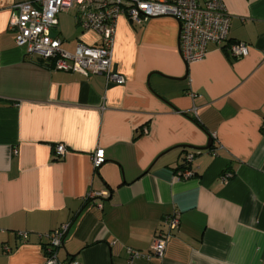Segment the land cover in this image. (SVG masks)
<instances>
[{
	"label": "crops",
	"instance_id": "obj_1",
	"mask_svg": "<svg viewBox=\"0 0 264 264\" xmlns=\"http://www.w3.org/2000/svg\"><path fill=\"white\" fill-rule=\"evenodd\" d=\"M25 1L0 0V264H46L45 236L64 225L59 262L125 264L173 213L164 257L138 264H264V0H222L229 42L249 49L239 59L210 45L187 64L177 20L120 16L112 66L123 85L28 56L9 29ZM56 31L69 52L100 44L74 10ZM210 139L184 178L187 150Z\"/></svg>",
	"mask_w": 264,
	"mask_h": 264
},
{
	"label": "built area",
	"instance_id": "obj_2",
	"mask_svg": "<svg viewBox=\"0 0 264 264\" xmlns=\"http://www.w3.org/2000/svg\"><path fill=\"white\" fill-rule=\"evenodd\" d=\"M74 10L77 25L85 31L100 36V44L88 46L77 44L73 52L62 48L63 40L57 35L58 15ZM127 15L136 26H142L153 18L170 17L180 25V52L187 64L202 61L210 45L226 48L234 59L248 55L246 43H230V16L222 0H29L16 4L9 22L19 48L31 57L48 63L55 71L77 73L83 76L102 75L107 82L123 85L124 76L114 72L112 54L117 22ZM17 153V152H16ZM65 153V146H56L57 158ZM195 157L187 154L186 167ZM106 161L105 151L97 149L93 156V167L98 170ZM184 178L192 177L191 170L183 171ZM106 197L107 193L98 194ZM91 194L87 200L93 198ZM180 227L177 213L166 216L162 227L156 232L148 253L127 249L125 264H138L141 260L162 259L167 245ZM69 225L47 234L48 259L46 264H64L57 258L63 246ZM27 239L28 234H21ZM66 264H78L70 262Z\"/></svg>",
	"mask_w": 264,
	"mask_h": 264
},
{
	"label": "water",
	"instance_id": "obj_3",
	"mask_svg": "<svg viewBox=\"0 0 264 264\" xmlns=\"http://www.w3.org/2000/svg\"><path fill=\"white\" fill-rule=\"evenodd\" d=\"M211 147H212V139L209 140V143L206 147H203V148L189 147V148L196 150V151H205V150H209Z\"/></svg>",
	"mask_w": 264,
	"mask_h": 264
},
{
	"label": "trees",
	"instance_id": "obj_4",
	"mask_svg": "<svg viewBox=\"0 0 264 264\" xmlns=\"http://www.w3.org/2000/svg\"><path fill=\"white\" fill-rule=\"evenodd\" d=\"M40 60V62H42V63H45L43 60H41V59H39ZM188 152H191V153H194L195 155H197L198 153H201V151H197V152H195V151H192V150H187ZM184 169L186 170V169H189V167H186V164L184 165ZM47 247H48V245H47ZM47 247H46V251H47ZM47 255H48V253H47Z\"/></svg>",
	"mask_w": 264,
	"mask_h": 264
},
{
	"label": "rangeland",
	"instance_id": "obj_5",
	"mask_svg": "<svg viewBox=\"0 0 264 264\" xmlns=\"http://www.w3.org/2000/svg\"><path fill=\"white\" fill-rule=\"evenodd\" d=\"M60 249H62V247H61ZM60 249H59V250H60ZM59 250H58V251H59Z\"/></svg>",
	"mask_w": 264,
	"mask_h": 264
}]
</instances>
